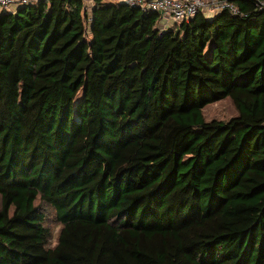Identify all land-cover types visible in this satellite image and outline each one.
I'll list each match as a JSON object with an SVG mask.
<instances>
[{
	"label": "trees",
	"instance_id": "1",
	"mask_svg": "<svg viewBox=\"0 0 264 264\" xmlns=\"http://www.w3.org/2000/svg\"><path fill=\"white\" fill-rule=\"evenodd\" d=\"M227 1L0 9V264H264V0Z\"/></svg>",
	"mask_w": 264,
	"mask_h": 264
},
{
	"label": "built area",
	"instance_id": "2",
	"mask_svg": "<svg viewBox=\"0 0 264 264\" xmlns=\"http://www.w3.org/2000/svg\"><path fill=\"white\" fill-rule=\"evenodd\" d=\"M39 0H0V9L14 11L18 6ZM141 11L160 13L159 26L167 29L190 20L198 11L213 14L223 9L237 13L236 7L227 0H113Z\"/></svg>",
	"mask_w": 264,
	"mask_h": 264
},
{
	"label": "rangeland",
	"instance_id": "3",
	"mask_svg": "<svg viewBox=\"0 0 264 264\" xmlns=\"http://www.w3.org/2000/svg\"><path fill=\"white\" fill-rule=\"evenodd\" d=\"M205 14H209L204 12ZM202 113L205 120L210 119H223L226 120L233 115H236L237 111L232 104L229 97H224L215 102L209 103L202 108ZM46 220L45 226L49 228L51 233V239L49 240V247H52L55 243V237L59 230V225L55 221L53 212L45 210Z\"/></svg>",
	"mask_w": 264,
	"mask_h": 264
}]
</instances>
